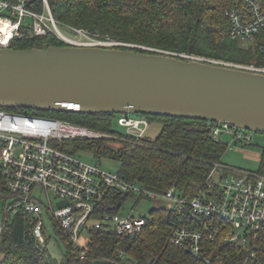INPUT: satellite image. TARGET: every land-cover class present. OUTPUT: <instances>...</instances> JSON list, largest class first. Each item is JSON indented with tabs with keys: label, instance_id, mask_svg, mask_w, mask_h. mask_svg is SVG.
<instances>
[{
	"label": "trees",
	"instance_id": "16d2710c",
	"mask_svg": "<svg viewBox=\"0 0 264 264\" xmlns=\"http://www.w3.org/2000/svg\"><path fill=\"white\" fill-rule=\"evenodd\" d=\"M234 3H240V0H48L59 26L82 28L92 36L122 42L124 45L118 46L122 49L204 56L214 61L262 68L264 52L260 51L258 43L245 50L238 48L234 39L228 36L230 22L226 12ZM27 7L44 13L46 2L27 0ZM33 22L32 17L24 18L19 26L22 35L14 37L10 47L25 49L35 46L47 48L50 44L69 45L51 31L36 35ZM0 109L70 121L114 135L112 138L67 139L57 146L75 155L88 152L100 162L104 159L118 161L119 176L157 193L175 188L190 199L208 187L207 180L215 164L228 166L222 159L228 150V143L212 136L211 127L216 122L134 114L145 116L149 122L160 120L163 123L154 139L144 134L137 141L134 135L117 129L116 119L120 114L115 112L10 106H0ZM113 139L121 146H112L110 141ZM261 158L259 171L264 173V148ZM224 172L228 174L229 171ZM131 197L136 198L133 191L108 188L96 211L97 218L120 213ZM21 198V194L5 186L0 176V214L8 218L7 227L1 235L0 264H206L188 250L171 243L173 230L177 226L191 224L192 220L187 213L165 206L152 210L146 216L143 230L135 236L120 235L110 225L91 232V241L85 252L64 237L56 222L49 220L44 233L47 234L52 226L58 243L63 244V258L59 260L50 254L46 244L35 239V217L32 213L23 207L7 209L11 200ZM260 233L247 249L221 244L220 238L208 243V248L214 252L210 251L214 259L207 264H264V226Z\"/></svg>",
	"mask_w": 264,
	"mask_h": 264
},
{
	"label": "built area",
	"instance_id": "2783aa9c",
	"mask_svg": "<svg viewBox=\"0 0 264 264\" xmlns=\"http://www.w3.org/2000/svg\"><path fill=\"white\" fill-rule=\"evenodd\" d=\"M45 2V12L39 13L27 7V0H0V21H7L11 31L9 35H0V48L10 47L11 40L22 35L19 26L27 17L34 19L36 35L51 31L62 41L76 46L121 45L118 41L99 36L92 41V34L82 28L68 26L80 35L78 38L63 33L48 0ZM226 15L230 22L229 37L258 43L260 51L264 52V0H240V3H234L227 10ZM254 69L263 71L264 67ZM116 124L138 141L146 133L149 120L143 115L127 113L118 115ZM211 129L216 139L226 134L230 138L228 146L231 149L252 144L257 133L250 128L222 122L216 123ZM113 136L70 121L0 109V176L7 188L22 195L17 201L11 200L7 209L23 207L34 215L33 235L40 243L44 245L47 242L44 227L48 224L45 217L56 222L63 230L64 237L84 252L91 241L90 233L102 227L110 225L118 234L130 237L140 233L147 223L146 216L131 212L128 215L118 213L97 218L96 211L107 195L108 188L133 191L139 200L145 197L165 199L172 203V209L187 213L191 224L177 226L170 235V241L206 264L214 259L208 243L220 238L221 244L247 249L252 240L261 235L264 226V173L259 170L234 169L224 167L221 163L215 164L207 180L208 187L188 199L175 188L157 193L136 182H127L119 176L118 171L110 172L100 164L82 162L75 154L67 153L57 146L60 141L67 139ZM225 170L229 171L228 174ZM38 185L49 194V203L42 205L38 202L33 193ZM52 193L57 199L56 205ZM7 222L6 215L0 214V260L1 235Z\"/></svg>",
	"mask_w": 264,
	"mask_h": 264
},
{
	"label": "water",
	"instance_id": "95a60500",
	"mask_svg": "<svg viewBox=\"0 0 264 264\" xmlns=\"http://www.w3.org/2000/svg\"><path fill=\"white\" fill-rule=\"evenodd\" d=\"M0 106L204 119L264 134V70L118 46L4 47Z\"/></svg>",
	"mask_w": 264,
	"mask_h": 264
},
{
	"label": "rangeland",
	"instance_id": "374dc122",
	"mask_svg": "<svg viewBox=\"0 0 264 264\" xmlns=\"http://www.w3.org/2000/svg\"><path fill=\"white\" fill-rule=\"evenodd\" d=\"M61 31L68 35H70L72 38H78L80 35L76 32H72L70 29H68L66 26H60ZM98 36H92V41L94 40V38ZM113 40V39H112ZM116 41V40H115ZM234 41L237 44L238 48L241 49H247L251 44H253L251 41H242L239 39H234ZM121 43V45H124V43L122 42H118ZM128 44V43H127ZM121 45H117V46H121ZM131 45V44H130ZM133 46V45H131ZM135 47H141L143 45H134ZM145 47V46H144ZM147 48V47H146ZM201 57V56H199ZM204 57V56H202ZM216 61V60H215ZM233 63V62H232ZM236 64V63H235ZM244 66V65H243ZM250 67H254L257 68L254 65H247ZM246 66V67H247ZM163 123L160 120H152L149 122V125L146 128V133L145 135L151 139H154L158 133L161 131V127H162ZM117 127V126H116ZM117 129L119 131H122L126 134H128L122 127L119 126V128L117 127ZM220 138H222L226 143H228L230 141V138L224 134L221 135ZM111 145L115 146V147H120L121 144L120 142L116 141L115 139H113L112 141H110ZM264 148V134L257 132L255 135V139L252 141V144H244V145H239L234 147V149H231L230 147H228V150L225 152V154L223 155L222 159H223V163L232 167V168H242V169H252V170H259L261 167V154ZM76 158L79 159L80 161H84L87 163H94V164H100L101 167L105 170H108L110 172H114L117 171V169L119 168L120 163L118 161H112V160H108V159H104L101 162L97 161L91 154H89L88 152H84L83 154H77ZM36 196V198L39 200L38 202H40L42 205L45 203H49V194L45 191L42 190L41 186L38 185V187H35L34 192H33ZM52 200L54 205H56L57 203V199L54 197V194L52 193ZM160 206H165V207H169V208H173V205L171 202L165 200V199H137L135 197H131L123 206V209L121 210V215H128L131 212L134 215L137 216H149L151 214V211L156 209V208H160ZM45 220L47 221L46 223H49V220L45 217ZM55 232L52 228V226H50L48 228V233L46 238L48 239V242L46 243L48 251L50 252V254H52V256L59 260H61L63 258V244L62 243H58L56 237H55Z\"/></svg>",
	"mask_w": 264,
	"mask_h": 264
},
{
	"label": "bare ground",
	"instance_id": "6f19581e",
	"mask_svg": "<svg viewBox=\"0 0 264 264\" xmlns=\"http://www.w3.org/2000/svg\"><path fill=\"white\" fill-rule=\"evenodd\" d=\"M9 35L11 34L10 28L8 27V22L5 21L4 23L0 21V35Z\"/></svg>",
	"mask_w": 264,
	"mask_h": 264
}]
</instances>
